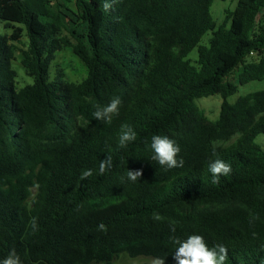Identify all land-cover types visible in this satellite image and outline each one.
Listing matches in <instances>:
<instances>
[{"label":"trees","instance_id":"obj_1","mask_svg":"<svg viewBox=\"0 0 264 264\" xmlns=\"http://www.w3.org/2000/svg\"><path fill=\"white\" fill-rule=\"evenodd\" d=\"M214 1L0 0V21L12 30L0 34V260L15 249L22 264H112L121 255L175 264L170 237L198 234L228 249L225 264H264L256 142L264 90L228 101L264 80V0H238L221 24ZM24 34L21 64L34 81L19 89L13 62ZM65 49L87 67L80 83L50 78ZM214 95L216 121L196 103ZM115 97L119 116L95 120ZM122 124L136 132L126 148ZM154 134L178 143L183 167L151 160ZM107 155L113 168L101 175ZM218 158L232 170L212 183L208 166ZM128 169L143 176L130 181ZM85 170L92 175L82 180Z\"/></svg>","mask_w":264,"mask_h":264},{"label":"clouds","instance_id":"obj_2","mask_svg":"<svg viewBox=\"0 0 264 264\" xmlns=\"http://www.w3.org/2000/svg\"><path fill=\"white\" fill-rule=\"evenodd\" d=\"M109 6L105 4L107 9ZM122 101L119 97L111 99L106 106H97L93 112L95 120L105 124H111L114 117L119 116L120 105ZM136 140V132L129 124H122L120 129L119 147L126 148L130 142ZM152 150L151 160L155 161L159 166L166 169L180 168L184 166V159L177 158L181 151L178 143L167 135H153L150 144ZM213 155H216L213 151ZM209 172L212 174V183H219L221 176H227L231 173V165L222 159H215L209 163ZM113 168V160L110 155L100 161L99 172L103 175L105 172L111 171ZM92 175L91 170H85L81 179H87ZM143 176L142 169H133L127 171V178L130 181L140 180ZM33 230H38L36 218L32 221ZM98 229L106 231L103 223L98 225ZM175 233V228L171 229ZM170 240L177 247L173 252L172 259L175 264H225L228 258V249L223 244H215L211 247L207 244L204 237L198 234L189 235L186 239L181 240L179 237L172 235ZM0 264H22L20 256L13 249L9 254L0 260ZM151 264H165V257L156 256L151 260Z\"/></svg>","mask_w":264,"mask_h":264},{"label":"rangeland","instance_id":"obj_3","mask_svg":"<svg viewBox=\"0 0 264 264\" xmlns=\"http://www.w3.org/2000/svg\"><path fill=\"white\" fill-rule=\"evenodd\" d=\"M237 3L238 0H215L211 8L214 20L221 24L226 17V10H233ZM11 32L12 30L7 28L5 24L0 21V34H11ZM210 36V33L207 34L203 41H208ZM28 44L29 40L26 34H24L19 43H15L17 50L16 59L13 62V68L18 74L17 82L19 89L26 85L33 84L34 81V79L26 73L25 68L21 64L23 59L22 51L28 48ZM190 57L193 60L197 59V50L193 51ZM58 73H62L64 78L69 82L80 83L87 77L88 70L86 65L73 53L71 49H65L57 54L56 59L51 66V80H53ZM237 73L238 70L235 71L234 76ZM230 79H232V77ZM261 90H264V80L253 81L239 86L237 93L229 97L228 101L230 103H235L241 96ZM196 103L210 120L216 121L218 119L222 103L220 95L204 97L197 100ZM256 142L264 149V134L258 135ZM151 260L152 258L150 257H140L134 259L130 258L128 255H121L112 264H151Z\"/></svg>","mask_w":264,"mask_h":264},{"label":"built area","instance_id":"obj_4","mask_svg":"<svg viewBox=\"0 0 264 264\" xmlns=\"http://www.w3.org/2000/svg\"><path fill=\"white\" fill-rule=\"evenodd\" d=\"M251 55H254V53H252Z\"/></svg>","mask_w":264,"mask_h":264}]
</instances>
